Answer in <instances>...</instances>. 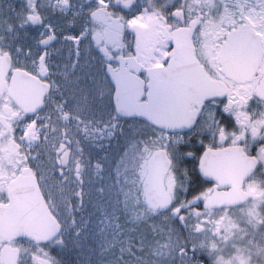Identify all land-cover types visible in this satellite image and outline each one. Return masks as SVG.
Wrapping results in <instances>:
<instances>
[{"label":"snow or ice","instance_id":"1","mask_svg":"<svg viewBox=\"0 0 264 264\" xmlns=\"http://www.w3.org/2000/svg\"><path fill=\"white\" fill-rule=\"evenodd\" d=\"M0 264H264V0H0Z\"/></svg>","mask_w":264,"mask_h":264}]
</instances>
